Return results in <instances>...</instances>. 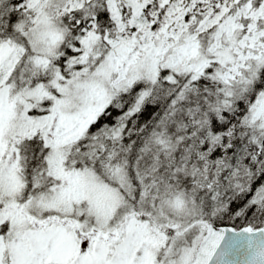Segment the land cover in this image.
<instances>
[{"label":"snow or ice","instance_id":"snow-or-ice-1","mask_svg":"<svg viewBox=\"0 0 264 264\" xmlns=\"http://www.w3.org/2000/svg\"><path fill=\"white\" fill-rule=\"evenodd\" d=\"M0 264H264V0H0Z\"/></svg>","mask_w":264,"mask_h":264}]
</instances>
